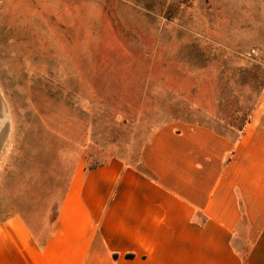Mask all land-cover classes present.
Returning a JSON list of instances; mask_svg holds the SVG:
<instances>
[{
  "label": "rangeland",
  "instance_id": "1",
  "mask_svg": "<svg viewBox=\"0 0 264 264\" xmlns=\"http://www.w3.org/2000/svg\"><path fill=\"white\" fill-rule=\"evenodd\" d=\"M264 90V0H0V221L43 239L76 162L158 127L238 133Z\"/></svg>",
  "mask_w": 264,
  "mask_h": 264
},
{
  "label": "crops",
  "instance_id": "2",
  "mask_svg": "<svg viewBox=\"0 0 264 264\" xmlns=\"http://www.w3.org/2000/svg\"><path fill=\"white\" fill-rule=\"evenodd\" d=\"M44 238L5 217L0 264H264V90L238 133L171 122L137 163L82 157Z\"/></svg>",
  "mask_w": 264,
  "mask_h": 264
},
{
  "label": "trees",
  "instance_id": "3",
  "mask_svg": "<svg viewBox=\"0 0 264 264\" xmlns=\"http://www.w3.org/2000/svg\"><path fill=\"white\" fill-rule=\"evenodd\" d=\"M77 163H78V161L76 162V164H77ZM100 164H101V163H100ZM100 164H96V165H88V164H87V165H86V169H87V170H89V169H93L94 167H96V166H98V165H100ZM57 210H58V209H57ZM56 214H57V213H56ZM55 217H56V216H55ZM55 217H54V219H53L52 222H51V226H52L53 221L55 220ZM50 229H51V227H50ZM49 231H50V230H49ZM48 233H49V232H48ZM48 233H47V234H48ZM46 237H47V235L45 236V238H46ZM45 238H44V239H45ZM128 256L131 257V256H133V255H132V254H129Z\"/></svg>",
  "mask_w": 264,
  "mask_h": 264
}]
</instances>
